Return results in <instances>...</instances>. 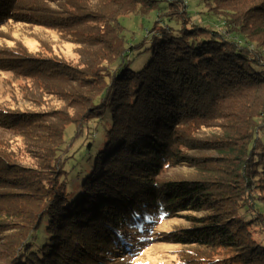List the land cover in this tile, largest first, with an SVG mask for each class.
<instances>
[{
	"label": "trees",
	"instance_id": "16d2710c",
	"mask_svg": "<svg viewBox=\"0 0 264 264\" xmlns=\"http://www.w3.org/2000/svg\"><path fill=\"white\" fill-rule=\"evenodd\" d=\"M160 1L0 0V72L17 83L0 94V167L20 172L0 188L31 197L1 264L122 263L143 227L180 214L191 227L176 231L170 264H264V0H193L197 12ZM152 12L138 38L120 24ZM17 23L92 57L37 56ZM35 88L77 113L20 110ZM178 167L200 176L169 179Z\"/></svg>",
	"mask_w": 264,
	"mask_h": 264
},
{
	"label": "rangeland",
	"instance_id": "374dc122",
	"mask_svg": "<svg viewBox=\"0 0 264 264\" xmlns=\"http://www.w3.org/2000/svg\"><path fill=\"white\" fill-rule=\"evenodd\" d=\"M166 4V0H161L159 2L161 7L166 6ZM184 4L189 12H197L200 10V7H194L193 0H185ZM155 15L156 14L152 12L145 17L136 15L123 16L120 18V24L127 31L133 33L138 38V36L142 35L144 30H147ZM17 24H19V26L16 25L15 29H17V31L14 33V37L19 41H22L28 50L32 51L37 56L53 58L55 60H63L70 65L78 64L81 60L83 62L89 61V59L92 57L90 50L78 51L77 47H75L72 43L67 42L63 36L59 35L57 31L45 29L34 24ZM79 54H81V58L79 57ZM148 58L149 53L142 54L138 57L137 63H145ZM5 64L13 66L15 62H5ZM30 84L31 83H29V87H31ZM31 85L37 86L35 84ZM16 86L17 83L13 77L0 72V94L5 90L10 89V87L16 92ZM19 92L21 95H23L20 90ZM21 95H19V97H21ZM31 95L32 97H30V94L27 96L31 99L28 100L31 103L20 104V107H18L20 110H33L35 112L45 111L48 113L52 111L60 112L64 110L68 112L69 115H75L79 109L76 105H73V108H65L63 103L58 101L54 95H45L41 90L39 91L36 88L32 90ZM13 110L17 111L16 109ZM222 124L224 123L211 121L207 125L208 128H206V131L210 134L218 135L220 134L218 131L220 130V126ZM211 125L212 127H210ZM23 143H25L24 140L23 142L22 140L18 141V156L19 154L24 155V150H26V146L24 149ZM210 154L211 153H206L203 155ZM28 157L30 158L29 162L32 163L33 158L30 157L29 154ZM23 160L25 159H18L17 165H19ZM10 161H12V159H10ZM207 165L215 166L212 162H208ZM3 173L8 174V178H10V174L14 178L20 175L19 171L2 165L0 167V184L1 175H3ZM21 176L23 175L21 174ZM198 176L200 175L192 169L178 167L170 172L169 179H174L177 181L195 180L198 178ZM25 178L27 177L23 176L22 178L14 181L27 186L28 183L24 182ZM70 178V182L67 185V193H69V199H72L76 196L77 190L73 187V174L70 176ZM81 179L82 177L77 179V182L79 183ZM7 182H5V184H7ZM11 192H13L11 189L0 188V215L1 213L3 215H7V212H9V215L13 217L17 210L20 211L22 215H20V218H6L5 221H7V223L4 224L2 222L3 224H0V258L3 255V251L10 250L9 247L11 242L16 237L18 231L22 229L21 223H26L31 220L28 206V201L31 197L25 193L15 194ZM185 216V214H180L175 217L171 216L168 219L159 218L158 220H152L153 223L143 227L142 233L137 235L134 244L130 246L126 255L124 254L125 256L123 262L120 263L119 257L116 258L118 261H115L113 264H170L175 262V259H177L179 256L178 254L182 252V247L175 245L176 243L173 237L176 234V231L182 229V227H191V221H189V219H187ZM12 222L15 223V225L10 224ZM254 238L258 239L259 233L255 232Z\"/></svg>",
	"mask_w": 264,
	"mask_h": 264
}]
</instances>
